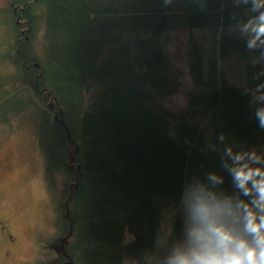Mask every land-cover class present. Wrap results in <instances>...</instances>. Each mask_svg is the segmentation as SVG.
Returning <instances> with one entry per match:
<instances>
[{"label":"trees","instance_id":"1","mask_svg":"<svg viewBox=\"0 0 264 264\" xmlns=\"http://www.w3.org/2000/svg\"><path fill=\"white\" fill-rule=\"evenodd\" d=\"M247 6L7 0L0 8V124L18 114L36 123L56 212L57 256L45 264H157L191 239L196 195L222 202L236 193L234 151L264 146V66L250 63L241 88L197 54L185 108L173 112L162 100L175 90L174 31L219 29L221 57L260 55L246 48L248 35L225 31L241 27ZM197 117H210L209 141ZM168 204L176 209L165 228Z\"/></svg>","mask_w":264,"mask_h":264},{"label":"rangeland","instance_id":"2","mask_svg":"<svg viewBox=\"0 0 264 264\" xmlns=\"http://www.w3.org/2000/svg\"><path fill=\"white\" fill-rule=\"evenodd\" d=\"M6 2L0 0V8ZM225 31L248 35L242 27L226 28ZM219 32V29L204 28L177 30L170 34L167 51L175 90L162 100L166 108L177 113L187 105L193 89L191 56L198 54L203 64L216 61L218 76L241 88L246 87L250 63L258 62L264 66V56L261 55L253 54L248 59H241L236 54L221 57ZM196 119L209 141L214 136L210 117ZM253 149L264 154V146ZM175 209L173 204L162 208L161 221L165 228L170 226ZM55 219V206L45 178V158L37 140L36 123L27 114L13 115L8 123L0 124V264H45L53 261L57 256ZM192 228L186 229L188 235ZM125 264H129V259Z\"/></svg>","mask_w":264,"mask_h":264},{"label":"clouds","instance_id":"3","mask_svg":"<svg viewBox=\"0 0 264 264\" xmlns=\"http://www.w3.org/2000/svg\"><path fill=\"white\" fill-rule=\"evenodd\" d=\"M242 2L249 5V0ZM244 16L239 23L249 36L246 48L259 47L264 56V0H251ZM258 112L264 126V108ZM227 152L232 154L233 149ZM229 172L236 193L222 202L196 195L191 239L174 249V256L157 258V264H264V154L256 149L237 151ZM212 179L222 181L215 174Z\"/></svg>","mask_w":264,"mask_h":264}]
</instances>
